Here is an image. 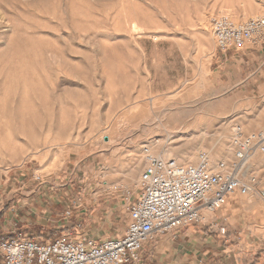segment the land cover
<instances>
[{"label": "rangeland", "instance_id": "rangeland-1", "mask_svg": "<svg viewBox=\"0 0 264 264\" xmlns=\"http://www.w3.org/2000/svg\"><path fill=\"white\" fill-rule=\"evenodd\" d=\"M263 13L264 0H0V225L17 211L28 236H80L85 199L136 191L146 146L231 159L237 131H264L263 59L223 55L209 20ZM249 169L264 189V155ZM221 216L237 237L264 234V197H233ZM114 217L123 231L127 212Z\"/></svg>", "mask_w": 264, "mask_h": 264}, {"label": "built area", "instance_id": "built-area-1", "mask_svg": "<svg viewBox=\"0 0 264 264\" xmlns=\"http://www.w3.org/2000/svg\"><path fill=\"white\" fill-rule=\"evenodd\" d=\"M209 23L223 55L249 46L264 47V13L245 22L218 14ZM230 147L232 158L217 164L207 152L199 153L195 163H181L156 156L149 146L144 147L146 165L136 191L124 185L108 189L112 195H121L127 212L128 225L121 237L98 241L80 231V236L42 241L22 231L15 211L10 236L0 233V264H141L149 244L189 226H209L226 236L229 230L216 216L230 199L256 192L264 197L257 178L249 174L252 161L264 155V131H237ZM33 177L45 184L41 176ZM81 206L80 201L73 202L58 223H70L73 210Z\"/></svg>", "mask_w": 264, "mask_h": 264}, {"label": "crops", "instance_id": "crops-1", "mask_svg": "<svg viewBox=\"0 0 264 264\" xmlns=\"http://www.w3.org/2000/svg\"><path fill=\"white\" fill-rule=\"evenodd\" d=\"M246 51L248 53L257 51L259 59H263L260 65L263 70L264 47L255 49L249 46ZM117 198V195L107 191V195L101 199L88 197L84 200V212L80 221L85 225L82 226V231L86 235L101 241L125 234L127 226L123 231L115 227L114 214L118 213L119 209L125 211L123 203L119 207L114 205L113 199ZM24 206L23 204L21 208ZM219 214L216 218L229 230L226 236L212 231L209 226H189L174 235L159 237L154 243L149 244L141 264H264V234L239 233L237 237L229 228L228 217H218ZM8 218L1 223L0 233L11 231L10 222L13 216L10 220ZM69 225L70 223H67V226L59 227L63 229L73 227ZM88 228L90 231L85 232Z\"/></svg>", "mask_w": 264, "mask_h": 264}, {"label": "bare ground", "instance_id": "bare-ground-1", "mask_svg": "<svg viewBox=\"0 0 264 264\" xmlns=\"http://www.w3.org/2000/svg\"><path fill=\"white\" fill-rule=\"evenodd\" d=\"M230 152H231V154H232V151H231V149H230ZM162 158H164L163 156H161ZM210 160H211V162H212V158H210Z\"/></svg>", "mask_w": 264, "mask_h": 264}]
</instances>
